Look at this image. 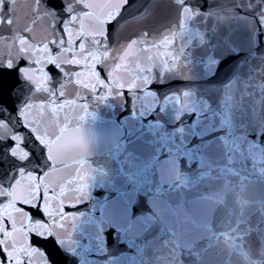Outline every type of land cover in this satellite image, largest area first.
I'll return each instance as SVG.
<instances>
[{"label":"water","instance_id":"95a60500","mask_svg":"<svg viewBox=\"0 0 264 264\" xmlns=\"http://www.w3.org/2000/svg\"><path fill=\"white\" fill-rule=\"evenodd\" d=\"M176 3L193 10L182 70L83 101L88 179L66 264H264V0ZM175 20L161 8L158 26ZM27 92L6 100L13 122Z\"/></svg>","mask_w":264,"mask_h":264},{"label":"snow or ice","instance_id":"6c2138e0","mask_svg":"<svg viewBox=\"0 0 264 264\" xmlns=\"http://www.w3.org/2000/svg\"><path fill=\"white\" fill-rule=\"evenodd\" d=\"M18 3L0 0V264H66L60 238L88 179L83 101L139 91L156 68L181 71L176 44L193 10L176 0H147L132 15L134 0ZM164 6L175 29L158 26ZM21 83L13 122L6 100Z\"/></svg>","mask_w":264,"mask_h":264}]
</instances>
